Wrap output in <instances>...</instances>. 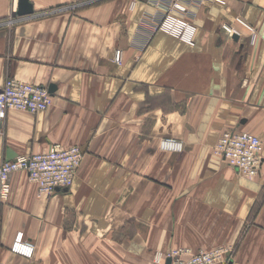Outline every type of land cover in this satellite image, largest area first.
I'll return each instance as SVG.
<instances>
[{"label": "crops", "instance_id": "obj_1", "mask_svg": "<svg viewBox=\"0 0 264 264\" xmlns=\"http://www.w3.org/2000/svg\"><path fill=\"white\" fill-rule=\"evenodd\" d=\"M18 1L0 0V87L51 86L52 103L6 113L0 165L55 144L84 155L73 184L47 197L10 174L0 264H158L156 253L184 247L264 264V0H28V16ZM173 2L188 10L192 44L153 30ZM227 130L261 141L258 175L213 155ZM19 231L30 259L9 249Z\"/></svg>", "mask_w": 264, "mask_h": 264}, {"label": "built area", "instance_id": "obj_2", "mask_svg": "<svg viewBox=\"0 0 264 264\" xmlns=\"http://www.w3.org/2000/svg\"><path fill=\"white\" fill-rule=\"evenodd\" d=\"M212 1L223 3L221 0ZM134 5L132 2L130 7L133 8ZM162 6L164 15L154 25L153 30L192 44L196 28L188 20V10L185 5L173 2ZM235 23L254 33V29L241 18H235ZM224 26L228 30L233 29L230 25ZM112 60L115 64L121 65L123 51L116 49ZM51 103L52 95L48 87L25 83L15 78L5 79L0 87V133H2L5 115L9 110L37 113L47 110ZM159 146L167 151L181 152L182 150V143L174 139H164L160 141ZM212 153L244 177L258 175L263 163L262 143L258 137L247 131H224L216 141ZM83 155L79 146L61 147L55 144L44 153L18 155L3 162L0 165V201L8 200L11 192L9 176L16 171H24L27 174L28 180L36 185L38 197H47L56 189L69 188L73 184ZM9 249L14 254L30 259L35 247L19 231L15 234ZM168 258L170 264H236L233 259V249L230 247H215L198 252L184 247L155 254V262L158 264Z\"/></svg>", "mask_w": 264, "mask_h": 264}, {"label": "water", "instance_id": "obj_3", "mask_svg": "<svg viewBox=\"0 0 264 264\" xmlns=\"http://www.w3.org/2000/svg\"><path fill=\"white\" fill-rule=\"evenodd\" d=\"M32 14H33L32 5L28 2V0H19L16 15L28 16ZM48 90L51 93L53 91V87L50 86ZM165 264H170L169 258L165 260Z\"/></svg>", "mask_w": 264, "mask_h": 264}, {"label": "rangeland", "instance_id": "obj_4", "mask_svg": "<svg viewBox=\"0 0 264 264\" xmlns=\"http://www.w3.org/2000/svg\"><path fill=\"white\" fill-rule=\"evenodd\" d=\"M82 1H85V0H82ZM86 1L91 2V1H94V0H86Z\"/></svg>", "mask_w": 264, "mask_h": 264}]
</instances>
